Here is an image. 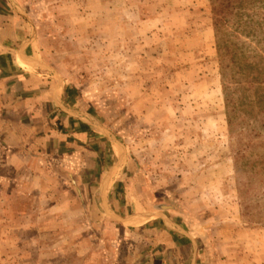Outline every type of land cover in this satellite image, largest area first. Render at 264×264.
<instances>
[{"label": "rangeland", "instance_id": "obj_1", "mask_svg": "<svg viewBox=\"0 0 264 264\" xmlns=\"http://www.w3.org/2000/svg\"><path fill=\"white\" fill-rule=\"evenodd\" d=\"M14 1L106 149L96 181L0 150V264H128L140 214L179 246L154 264H264V0Z\"/></svg>", "mask_w": 264, "mask_h": 264}, {"label": "crops", "instance_id": "obj_2", "mask_svg": "<svg viewBox=\"0 0 264 264\" xmlns=\"http://www.w3.org/2000/svg\"><path fill=\"white\" fill-rule=\"evenodd\" d=\"M15 8L14 0H0V150L4 153L3 161L9 167L24 171L28 168L26 173L36 166L38 170L43 169L44 160L52 167L51 160L59 156L61 167L87 168V180L96 181V158L106 148L100 146L98 153L91 144L96 136L94 125H83L77 120L79 113L71 108L64 80L49 65L39 61L34 53L32 30L24 25ZM106 175H109L106 179L111 178L110 174ZM33 179L50 181L54 178L45 171L36 173ZM60 179L65 180V177ZM81 179L84 178H76L78 184ZM135 216L126 217L129 224L124 231L130 237L141 236L142 243L128 241V264H154L155 260H164L166 254L173 253V248H179L171 228L149 225L146 214ZM142 217L145 221L137 224ZM118 253V249L112 251L113 255Z\"/></svg>", "mask_w": 264, "mask_h": 264}]
</instances>
